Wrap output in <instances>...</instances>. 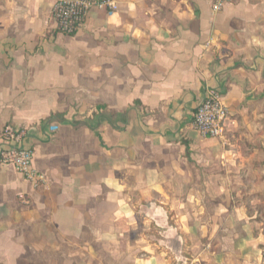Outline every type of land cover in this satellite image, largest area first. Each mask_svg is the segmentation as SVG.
Masks as SVG:
<instances>
[{"label": "crops", "instance_id": "0c3cea01", "mask_svg": "<svg viewBox=\"0 0 264 264\" xmlns=\"http://www.w3.org/2000/svg\"><path fill=\"white\" fill-rule=\"evenodd\" d=\"M57 1L0 0V148L25 130L45 177L0 165V264L246 263L264 218V0H112L74 35ZM211 93L230 110L221 138L193 127Z\"/></svg>", "mask_w": 264, "mask_h": 264}, {"label": "built area", "instance_id": "2783aa9c", "mask_svg": "<svg viewBox=\"0 0 264 264\" xmlns=\"http://www.w3.org/2000/svg\"><path fill=\"white\" fill-rule=\"evenodd\" d=\"M228 1L232 0H222L217 8L221 9ZM95 9L114 10L115 5L112 0H58L52 16L58 32L74 35ZM229 112L221 97L217 93H211L197 108L193 116V127L205 138H221L225 133V121ZM26 136L25 130L15 127H7L2 131L1 138L5 146L0 148V165L14 168L23 178L38 187L45 182V177L34 166V149L24 146ZM22 200H25L23 196Z\"/></svg>", "mask_w": 264, "mask_h": 264}, {"label": "rangeland", "instance_id": "374dc122", "mask_svg": "<svg viewBox=\"0 0 264 264\" xmlns=\"http://www.w3.org/2000/svg\"><path fill=\"white\" fill-rule=\"evenodd\" d=\"M253 206H255V205H253ZM263 209H264V206L260 208V211H263ZM257 221H259V223L257 224V227H256L257 231H255V232L257 234V237L259 236L258 237L259 246L257 247V245L256 246L254 245L256 250H257L255 253H252V254H250V252L246 253V254L249 253L247 256L248 260L246 261L247 264H264V218L262 219V217L259 215ZM261 229H263V231H261ZM237 232L238 233H236V234H238L239 236H240V234L241 235L244 234V231L241 227L238 228ZM254 235H255V233H254ZM233 238H236V237H233ZM250 249H252V248H248L247 250L250 251ZM244 256H245V254L243 255V253H238V251L236 253H233L232 254L233 264H240L241 262L245 263L244 262L245 261Z\"/></svg>", "mask_w": 264, "mask_h": 264}]
</instances>
